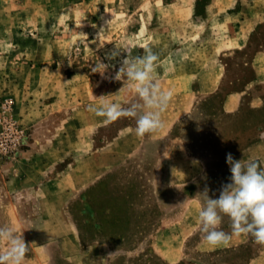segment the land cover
<instances>
[{
    "label": "rangeland",
    "instance_id": "obj_1",
    "mask_svg": "<svg viewBox=\"0 0 264 264\" xmlns=\"http://www.w3.org/2000/svg\"><path fill=\"white\" fill-rule=\"evenodd\" d=\"M146 48L173 97L164 126L138 136L135 118L89 109L138 101L114 77L123 50ZM259 49L264 0H0V227L22 232L24 264H166L153 231L173 211L177 225L199 223L200 194L230 182L227 153L264 167V107H222ZM201 238L190 261L209 260L193 249Z\"/></svg>",
    "mask_w": 264,
    "mask_h": 264
},
{
    "label": "clouds",
    "instance_id": "obj_2",
    "mask_svg": "<svg viewBox=\"0 0 264 264\" xmlns=\"http://www.w3.org/2000/svg\"><path fill=\"white\" fill-rule=\"evenodd\" d=\"M123 60L115 75V80L126 78L129 90L135 92L138 101L124 108L119 103L102 101L99 107L90 106V111L105 117L111 123L120 117L136 119V134L144 136L160 130L164 124V113L172 100L173 92L164 89L156 76L159 57L150 48L145 55ZM107 65L100 64L92 69L101 75ZM103 97V96H102ZM264 136V134H262ZM230 167V182L222 185L218 198H210L209 189L200 194L203 205L198 212V222L203 239L212 247L227 246L233 236H251L254 242L264 245V167L258 160H236L231 153L226 154ZM230 219L231 233L220 226L223 217ZM28 245L23 234L9 226L0 227V264H24Z\"/></svg>",
    "mask_w": 264,
    "mask_h": 264
},
{
    "label": "crops",
    "instance_id": "obj_3",
    "mask_svg": "<svg viewBox=\"0 0 264 264\" xmlns=\"http://www.w3.org/2000/svg\"><path fill=\"white\" fill-rule=\"evenodd\" d=\"M250 34L241 44L235 45V48L248 46ZM250 64L254 68V76L246 82L244 87L226 94L222 104L225 112H237L244 104H248L254 109H262L264 107V49L256 51ZM195 199L197 198L190 196L187 200L192 202ZM171 213L152 233L154 250L166 264H241L244 262V264H264V245L259 252L249 256L246 260L238 254L228 255V250L232 251L250 243L252 237L244 235L233 236L227 246L219 247H212L201 238L195 245L193 244V249L199 253L209 255V260L190 261L191 239L200 230L199 223L196 225L190 223L177 225L176 211ZM227 233H231V229Z\"/></svg>",
    "mask_w": 264,
    "mask_h": 264
}]
</instances>
